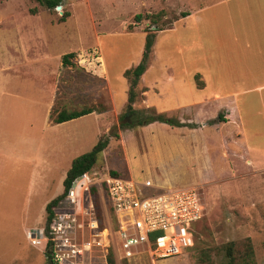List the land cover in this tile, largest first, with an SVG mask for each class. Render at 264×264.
Masks as SVG:
<instances>
[{"label":"rangeland","instance_id":"1","mask_svg":"<svg viewBox=\"0 0 264 264\" xmlns=\"http://www.w3.org/2000/svg\"><path fill=\"white\" fill-rule=\"evenodd\" d=\"M58 1L56 7L46 9L37 0H0V88H14V99L21 101L41 99L50 83L55 90L52 115L78 108L107 112L99 122L100 137L107 145L89 171L97 188L110 172L139 184L150 180L153 187H142L144 196L163 189L198 188L204 212L198 222L187 226L191 245L178 256L155 260L154 264H226L227 244L231 245L233 264H264V172H250L246 167L247 173L241 174V160L233 155L222 157L218 143L206 138L205 145L199 135V154L193 157L186 152L185 140L178 145L174 142L176 133L172 134V129H183L186 123H180L167 109L160 114L174 118L180 126L154 122L166 126L160 133L157 128L146 130L147 125H131L136 117L148 116V108L159 113L157 108L168 105L172 75H177L184 62L189 68L190 62L178 57V50L173 53L172 33L163 34L148 57L149 107L142 102L145 89L136 87L131 107L139 114L125 116L127 81L123 71L136 65L144 35H155L156 29L168 27L187 10L186 1ZM136 14L141 16L139 22H133ZM69 53L70 65H62L61 56ZM155 91L160 97L154 96ZM80 99L82 104L76 108L73 103ZM82 131L84 154L97 141L94 122L85 119ZM57 179H36L32 186L21 170L14 169V201L0 204V264H45V251L31 246L25 232L33 233L44 225L41 198L54 195L59 187ZM95 202L103 246V239L110 240L114 231L113 219L105 211L103 192L95 190ZM115 250H119L117 241L107 248L105 257L109 253L114 264H124ZM98 251L94 248L91 254ZM136 259L150 264L142 256ZM129 262L137 264L133 259Z\"/></svg>","mask_w":264,"mask_h":264},{"label":"crops","instance_id":"2","mask_svg":"<svg viewBox=\"0 0 264 264\" xmlns=\"http://www.w3.org/2000/svg\"><path fill=\"white\" fill-rule=\"evenodd\" d=\"M185 1V16L179 14L169 29L154 35L151 50L163 34L172 33L174 55L178 50V57L190 62L186 68L183 60L181 70L172 75L171 102L157 108V112L165 113L167 109L180 123L192 125L190 129H172V134L176 133L173 136L178 145L185 140L186 152L193 157L199 154V135L205 145L209 138L218 143L222 157L233 155L241 160V174L247 173V168L264 172V0ZM137 58L139 61L140 56ZM148 71L147 65L137 84L145 89L144 107H149ZM54 98L50 83L41 99L17 101L14 88H0V204L14 201V169L21 170L32 186L36 179L58 178L54 195L41 198L44 213L46 203L61 194L71 161L82 154L85 119L94 122L95 137L99 139V122L107 112L90 108L86 115L54 123ZM73 104L77 108L82 100ZM112 111L116 112L113 106ZM165 127L158 123L145 126L146 130L157 128L160 133ZM141 182L153 187L150 180Z\"/></svg>","mask_w":264,"mask_h":264},{"label":"built area","instance_id":"3","mask_svg":"<svg viewBox=\"0 0 264 264\" xmlns=\"http://www.w3.org/2000/svg\"><path fill=\"white\" fill-rule=\"evenodd\" d=\"M93 181L89 171L75 178L51 208L46 224L26 233L31 246L49 252V264H106V250L115 241L119 245L115 254L126 264L131 259L142 264L136 259L140 256L154 264L178 256L191 245L187 226L198 222L204 212L197 187L163 189L144 196L142 187L148 185L121 176H105L99 188ZM91 187L103 192L105 211L113 219L114 231L103 246ZM94 248L100 249L99 254H91Z\"/></svg>","mask_w":264,"mask_h":264},{"label":"trees","instance_id":"4","mask_svg":"<svg viewBox=\"0 0 264 264\" xmlns=\"http://www.w3.org/2000/svg\"><path fill=\"white\" fill-rule=\"evenodd\" d=\"M37 1L40 5H42L46 9H53L54 7L57 6V4L59 2L58 0H37ZM180 15H181L180 17L185 16V14H183V13H181ZM140 19H141V16L139 14H136L133 16V20H134L133 22H139ZM60 21L61 22L63 21V16L60 17ZM170 26H171V23H169L168 27H165L162 29H156V31H160L163 29H169ZM128 29L130 30L131 26H128ZM146 32L147 31H144V33H146ZM153 39H154V35H152V34L146 33L144 35L142 52L140 54V59H139L138 63L134 67H132L131 69L124 70L122 73V76L127 81L125 116L127 115L130 117H136L139 114L138 111L134 110L131 107V104L133 103V99L136 96L135 89L137 87L138 80L147 68L148 57H149L150 50L152 47ZM71 57H72L71 53L61 56V58H60L61 64L62 65H70L69 59ZM90 112H91V110L87 109V108L81 109L78 111H71V112L60 111L56 114V116L53 118L52 121L54 123H60L63 121H67L70 119H74V118L86 115ZM148 112H150V114L148 116H144L142 118L136 117V120L131 122L132 124L127 123L126 125L129 126V124H131L132 126L142 127V126L154 123V122H158V123L165 124L169 127L180 126L179 125L180 123L177 120H175L174 118L167 117L164 114L156 113L155 110L152 108H148ZM216 119L219 120V115L217 116ZM182 125L185 127H191L192 126L190 124H182ZM106 145H107V140L105 138L99 137V139L92 146L90 151L74 158L71 161L70 166H69V168H68V170L64 176V179L62 181V192H61V194L56 196L52 200H50L48 203H46V205L44 207V213H45V222L44 223L45 224L49 220L51 208L64 196L67 189L70 187L71 182L75 178L80 176L81 174H85L88 171H90L91 167L95 164L97 157L102 153V151L104 150ZM110 175L111 176H118L114 172H110ZM90 195H91V200L93 203V207H94V211L96 214V218L98 220V227H99L100 217H99L98 207H97L96 202H95V189L93 187L90 188ZM103 236H104V233H103ZM104 244H106L105 239H104ZM44 256H45V258H47V256L45 254H44ZM225 257L228 259L226 264H233V257H232V253H231V245L230 244H227L225 246ZM105 259H106V264H114L112 257L109 253L106 255ZM122 263L126 264L124 261H122Z\"/></svg>","mask_w":264,"mask_h":264},{"label":"water","instance_id":"5","mask_svg":"<svg viewBox=\"0 0 264 264\" xmlns=\"http://www.w3.org/2000/svg\"><path fill=\"white\" fill-rule=\"evenodd\" d=\"M58 8V7H57ZM125 122V119L124 120H122L120 123H124ZM45 255L48 257V255H49V252L46 250L45 251ZM46 260V263L47 264H49V261H47V258L45 259Z\"/></svg>","mask_w":264,"mask_h":264}]
</instances>
